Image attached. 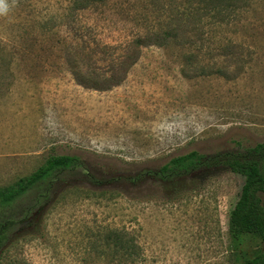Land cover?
Returning <instances> with one entry per match:
<instances>
[{"label": "rangeland", "instance_id": "rangeland-1", "mask_svg": "<svg viewBox=\"0 0 264 264\" xmlns=\"http://www.w3.org/2000/svg\"><path fill=\"white\" fill-rule=\"evenodd\" d=\"M236 1L196 22L190 13L201 0H103L80 10L73 0H8L0 16V187L50 155H76L104 180L192 150L263 141L264 0ZM186 6L194 10L181 14ZM148 31L159 34L125 74L127 43ZM67 48L92 55L71 60L79 78L119 84H78ZM91 104L102 106L96 121ZM78 181L55 184L36 224L13 229L0 264H128L117 263L109 228L134 236L141 264H231L227 219L238 173L202 172L175 183L174 193L151 181L138 190ZM37 190L0 206V218L18 214Z\"/></svg>", "mask_w": 264, "mask_h": 264}, {"label": "trees", "instance_id": "trees-1", "mask_svg": "<svg viewBox=\"0 0 264 264\" xmlns=\"http://www.w3.org/2000/svg\"><path fill=\"white\" fill-rule=\"evenodd\" d=\"M202 7L185 9L181 14H194L196 22H203L205 13L209 10L221 13L226 5L227 8L235 6L236 0H201ZM103 2V0H73L75 10ZM192 4V3H191ZM211 6V7H210ZM189 11V12H188ZM231 11V10H230ZM177 16L178 20L180 18ZM226 13H224V16ZM211 17H214L212 15ZM186 18H189L186 17ZM185 18V19H186ZM225 18V17H224ZM219 18L220 20L224 19ZM177 20V21H178ZM203 26V25H202ZM201 26V27H202ZM175 31V29H174ZM159 34V33H158ZM156 32L148 31L132 39L125 47V74L129 68L137 61L140 47L143 44H151L157 36ZM160 41L168 33H160ZM147 36L150 39H147ZM176 36V34H174ZM146 39V40H145ZM66 61L72 67L75 80L85 88L107 90L119 84V82L107 85H97L93 79L84 81L78 77V72L74 69L73 58L78 56H92L85 51L67 48ZM84 52V53H83ZM82 53V54H81ZM80 54V55H77ZM103 82L111 81L110 78H102ZM231 150L216 151L204 154L192 150L186 154L175 156L157 169H142L134 173L110 177L98 180L88 171L85 162L76 155H50L45 161L30 174L21 177L13 183L0 187V206H8L20 197L24 196L29 188H39L31 202L20 204L18 214L12 210L8 215L0 218V253L5 249L6 242L10 239L13 229L20 230L24 225L32 226L36 224L37 215L42 207L48 203L50 192L55 184H65L67 182H81L87 180L96 189H100L112 182L121 181L133 189H140L145 181L161 185L165 189L174 193V184L183 182L187 177H193L199 173L214 169H229L242 176L241 189L235 202L228 212L227 230L229 233L232 250L230 251L231 264H264V140L254 145H241ZM36 228V227H35ZM39 228V225H38ZM106 242L114 248L117 263L124 261L128 264H141V251L134 236L123 228H109L106 231Z\"/></svg>", "mask_w": 264, "mask_h": 264}, {"label": "crops", "instance_id": "crops-1", "mask_svg": "<svg viewBox=\"0 0 264 264\" xmlns=\"http://www.w3.org/2000/svg\"><path fill=\"white\" fill-rule=\"evenodd\" d=\"M102 106L100 105V104H97V105H95V104H91V117H92V119H94L95 121H96V117H100V115L99 114H101L100 112H102ZM142 115V114H141ZM115 128V127H114ZM128 128H130L129 129V131H131L132 129H131V127H128ZM125 129V128H124ZM126 130V129H125Z\"/></svg>", "mask_w": 264, "mask_h": 264}, {"label": "clouds", "instance_id": "clouds-1", "mask_svg": "<svg viewBox=\"0 0 264 264\" xmlns=\"http://www.w3.org/2000/svg\"><path fill=\"white\" fill-rule=\"evenodd\" d=\"M13 4L15 0H12ZM10 9V4L8 0H0V16L6 15Z\"/></svg>", "mask_w": 264, "mask_h": 264}]
</instances>
